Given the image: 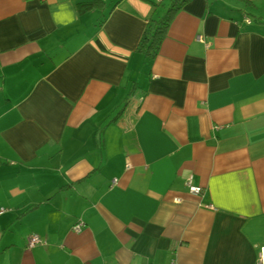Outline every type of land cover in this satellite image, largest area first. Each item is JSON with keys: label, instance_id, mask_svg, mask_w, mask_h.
Instances as JSON below:
<instances>
[{"label": "crops", "instance_id": "1", "mask_svg": "<svg viewBox=\"0 0 264 264\" xmlns=\"http://www.w3.org/2000/svg\"><path fill=\"white\" fill-rule=\"evenodd\" d=\"M85 1L0 0V264H255L264 0Z\"/></svg>", "mask_w": 264, "mask_h": 264}, {"label": "trees", "instance_id": "2", "mask_svg": "<svg viewBox=\"0 0 264 264\" xmlns=\"http://www.w3.org/2000/svg\"><path fill=\"white\" fill-rule=\"evenodd\" d=\"M175 1L179 3L185 2L186 0H174L172 5L168 8L166 13L159 18H151L148 26L140 39L137 49L142 51L148 56H155L158 52V49L161 45V42L165 36L169 23L180 8V5L176 4ZM98 0H90L79 3L83 9H89L92 6L96 5Z\"/></svg>", "mask_w": 264, "mask_h": 264}, {"label": "built area", "instance_id": "3", "mask_svg": "<svg viewBox=\"0 0 264 264\" xmlns=\"http://www.w3.org/2000/svg\"><path fill=\"white\" fill-rule=\"evenodd\" d=\"M248 22H250V19H247ZM189 190L194 193V194H199L202 192V187L199 186V185H195L193 184L192 182H190L189 184ZM4 209L2 208L0 210V212H2ZM83 226L84 224L79 221L77 222L74 226H73V229L77 232L81 231L83 229ZM42 242V239L40 237L39 234L37 233H32L28 236V246L29 247H32L34 245H36L37 243H40ZM168 264H178L176 262H171V263H168ZM255 264H264V245H261L259 247V252H258V257H257V260L255 262Z\"/></svg>", "mask_w": 264, "mask_h": 264}, {"label": "rangeland", "instance_id": "4", "mask_svg": "<svg viewBox=\"0 0 264 264\" xmlns=\"http://www.w3.org/2000/svg\"><path fill=\"white\" fill-rule=\"evenodd\" d=\"M164 5H167V7L170 5V0H165Z\"/></svg>", "mask_w": 264, "mask_h": 264}]
</instances>
